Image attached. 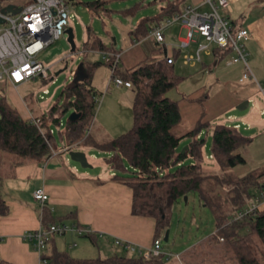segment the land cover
I'll return each mask as SVG.
<instances>
[{"label": "trees", "instance_id": "obj_1", "mask_svg": "<svg viewBox=\"0 0 264 264\" xmlns=\"http://www.w3.org/2000/svg\"><path fill=\"white\" fill-rule=\"evenodd\" d=\"M66 1L70 4L79 0ZM162 1H166V5L161 11L132 31L138 41L152 40L148 35L153 24L180 12L176 0ZM107 2L93 0L85 3L93 13L113 11L105 5ZM143 6L142 2H135L120 12L132 16ZM3 7L0 4V8ZM91 42L88 39L84 46L113 52L112 44L106 45L100 40ZM152 42L150 52L136 67L125 71L118 68L119 64L116 67L114 75L131 82L134 118L128 131L108 140L97 141L88 128L98 102L92 85L93 73L102 64L112 68V63L94 62L89 68L88 79L65 86L60 98L67 96L66 108L55 102L46 112L37 115L40 125L22 117L7 99L4 85L0 83V186L5 178L15 175L18 167L52 158L53 146L58 139L47 122L61 125L62 113L72 106L81 115L75 120H67L63 132L65 145L79 143L82 148L92 146L112 154L104 160L115 173L113 180L131 189L132 215L156 222L153 244L159 239L163 241L167 231L171 234L175 205L186 198L188 202L189 195L195 193L201 205L211 211L216 231L182 252L178 263L264 264V210L237 219L238 213L246 209L248 200L264 194V167L244 176L234 172L235 168L247 164L242 151L251 145L253 136L227 122L216 123L210 137L209 134L198 137V130L178 135L175 128L182 117L180 104L168 96V92L185 77L176 71L178 54L168 62L164 55L165 45L155 40ZM120 52L115 50V53ZM187 137L195 138L188 141L189 148L182 154V141ZM207 157L216 163L215 168L208 165ZM188 160L191 163H187ZM8 211L7 201L0 194V215H6ZM41 212L45 228L74 217L68 215L57 219L47 204ZM84 237L99 246L93 234H84ZM115 247L121 253L106 258L81 259L54 251L46 259L48 264H169L172 259L164 255L147 258L137 248L130 251ZM0 264L11 263L0 260Z\"/></svg>", "mask_w": 264, "mask_h": 264}, {"label": "crops", "instance_id": "obj_2", "mask_svg": "<svg viewBox=\"0 0 264 264\" xmlns=\"http://www.w3.org/2000/svg\"><path fill=\"white\" fill-rule=\"evenodd\" d=\"M179 2V0H176V3L180 4ZM202 3L203 1L197 6H200ZM179 8L181 12L183 9L180 5ZM127 17L131 19L133 16L128 15ZM228 17L234 27H246L249 29L251 35L245 41V46L249 53V65L254 77L262 82L264 80V0H232V11ZM147 19L149 18L145 20ZM160 22H156L153 25ZM138 24L134 25L131 22L120 27L118 35H121V37L119 38L112 30H107V34H105V37L114 40L112 44L113 52L119 50L121 42L124 51L120 52V62L126 54L133 56L131 64L127 67H118L123 71L136 67L151 50V47L143 49L139 47L140 44L135 43L137 39L132 34V31L136 29ZM88 29L90 31L89 27ZM175 29L178 30L177 41L174 39ZM182 32H185L186 35L182 36ZM165 37V56L173 58L175 54H178L179 58L182 55L184 64L188 66L191 65V67L197 68L201 63L200 66L204 70L203 72H209L217 78L220 75L232 77L233 79L237 77L238 82L244 84L240 88V90H244V93L236 99L235 104L239 106L243 101L248 100L250 107L253 101V109L248 114L238 117L235 114H231L229 120L235 121L241 118L247 123V127L251 128V131H254L251 133V136H253L251 145L258 144L259 152L262 150L263 159L260 158L259 162L260 165L264 166V110L260 109V103L257 97L250 96L248 90H246L250 86H255L258 90L259 88L253 79H247L241 82L240 79L245 72V66L241 62H231L236 56V53L232 50L224 51L215 44H210L208 47L202 48L207 42L200 36H196L195 40L189 41L187 45L182 46V41L188 40V30L178 21L165 28ZM88 39L90 40L92 38L86 35L82 43V50H79L81 46L79 47L77 44L79 54L81 52H87L88 49L101 50L92 47L86 48L84 43ZM97 40L102 41L106 45H111L102 38H97ZM193 44H195L194 51L187 52L186 50ZM72 54L74 55L75 53L72 52ZM187 56L193 57L190 63L185 62ZM94 62L88 61L82 64V71L79 75L80 80L89 78V68ZM98 68H96L94 73ZM210 74L207 77L209 83H201V86L207 89L208 87H213L215 84L211 83L212 77ZM93 81L92 76V83ZM0 82L4 85V88H9L11 91L17 92H19V87L24 84L15 85L7 81ZM112 83L110 82L107 86L108 94ZM124 87L126 90L131 88ZM118 88H122V86ZM121 91L120 89L117 90L121 95L120 100H118L120 102L119 104L121 108L127 109V113H129L134 97ZM108 94L103 97V105L101 106L97 119H100L101 126L107 131L105 134L114 136L117 133L108 126L106 115L102 114L103 107H106L108 103ZM209 97L210 90L203 94V98L208 99ZM17 107L23 118L32 120V117H35L38 119L33 111L29 110L26 114V111L23 110L21 105ZM126 120L128 121V119ZM119 123L120 125L116 129H120L121 133H124L126 129L132 126L133 122L128 121L127 126L122 128L120 117ZM47 125H50V121L47 122ZM232 125L241 129L239 123ZM60 136L62 145L59 146L56 142L53 146L54 154L51 159L43 163L35 162L18 167L13 177L5 178L1 182L0 194L6 199L9 211L6 215H0V260L11 264H41V255L35 251L32 243L24 239L27 232L37 231L43 227L41 207L34 199V192L38 188L45 189L49 196L47 205L57 219L65 218L68 215L74 216L73 219L65 220L64 222H60V224L88 230L97 238L99 243V246H95L90 239L76 233H67L62 236L58 235L48 244L44 252L45 257L51 255L54 251H58L66 252L75 258H79L77 257L78 255L85 256L84 254L88 253V250L92 251L95 247H98V249L100 247L104 248L106 256H111L117 251L115 247L116 240L128 242L135 246V248L141 250L142 253H147L153 246L156 222L150 218L135 217L132 215L133 194L131 189L113 180L115 173L107 167L104 160L106 157L112 156V154L105 153L102 159H98L99 153L103 154V152L96 150L92 146L82 148L79 143H76L79 147L75 151H84L87 153L89 163L93 166L92 169L95 167L103 169L95 175L89 172L81 173L70 164L68 153L64 152L67 147L65 145L64 133L61 132ZM261 137L263 139L259 140ZM206 162L213 168L216 167V163L210 157H207ZM49 167H51L50 170ZM262 195L264 196V194ZM259 210H264V199L260 203ZM80 258L84 259L82 257Z\"/></svg>", "mask_w": 264, "mask_h": 264}, {"label": "rangeland", "instance_id": "obj_3", "mask_svg": "<svg viewBox=\"0 0 264 264\" xmlns=\"http://www.w3.org/2000/svg\"><path fill=\"white\" fill-rule=\"evenodd\" d=\"M30 0H1V6H6L10 3H15L18 5H24ZM93 0H79L78 2H70V9L73 14L71 25L75 31L76 42L79 45V50L83 48V42L86 35L90 36L91 43L97 38H102L106 40L107 43L113 44L114 40L105 37L107 30H112L117 34L118 38L121 35H118L120 27H123L126 24L133 22L134 25H137L140 21L145 20L146 18H152L157 13L161 11V8L166 5V1H153V0H107L108 2L105 5L108 8H111L113 11H101L99 13H93L87 7L85 2ZM142 2L144 4L136 14L132 15L130 19L125 16L124 13L120 12L125 8L132 6L135 2ZM180 7L183 9L185 5L192 4L198 5L203 0H179ZM208 8L207 6L203 9ZM90 28V31L88 29ZM178 30L175 29V40L178 35ZM91 32V33H90ZM182 36H185L186 33L182 32ZM121 40V38H120ZM136 41V40H135ZM204 41V40H203ZM202 41V42H203ZM120 42V41H119ZM205 42V41H204ZM140 48L146 49L151 47L153 42L152 40H143L138 41L137 43ZM139 48V49H140ZM195 44L189 47L186 51H194ZM119 50L124 51L121 42L119 45ZM71 45L68 41V36L65 35L59 40L55 41L51 46L46 48L40 55L39 60L47 65H53L50 69V79H43L41 76L31 79L30 81L24 82L23 86L19 87V92L11 91L9 88H4V94L6 95L9 102L18 109V105H21L23 110L27 112L33 111L36 115H41L43 112H46L55 102H58L59 106L66 108L67 96L60 98L61 93L65 86L72 83L74 75L77 70L84 62H94V61H103V52L101 50H92L88 49L87 52L80 53L78 48L72 58L69 60V68L56 75L61 69L65 67L66 60H62L66 55L72 53ZM133 56L131 54H126L123 56V59L119 63L120 68H125L131 61ZM201 63L197 68L191 67V65H186L183 62V56L179 57L176 60V71L180 76L185 77V79L174 89L168 92V96L174 100L179 101L181 109V120L176 124L175 131L178 135L186 134L192 130H198L197 136L211 135L213 126L218 122H227L228 124L239 123L241 130L251 135L254 131H251V128L247 127V123L244 122L241 118L235 121L229 120L231 114L238 116L246 115L248 112L253 109V101L249 108L245 110H239L238 104L236 105V99L244 93V90H240L241 84L238 82L237 77L233 79L232 77L218 76L215 77L209 72H203L201 69ZM212 77V82L215 83L213 87H202L201 83H209L207 77L209 74ZM111 79V67L108 65L102 64L97 69L93 75V86L96 89L98 95V102L96 107V112L94 113L91 124L88 128L92 136L96 140H108L119 136L121 133L120 129H116L120 123L119 118L121 117L122 128L127 126V122H133V104L129 113L127 109L121 108L119 104L121 95L117 92L118 89L125 92V94L134 97V92L130 88L126 90L124 86L118 88L114 82L111 84L109 94L107 93V86L110 84ZM264 81V80H263ZM1 83V82H0ZM48 90V93L45 92ZM210 90V97L203 98V94ZM250 96H256L257 100L260 103V109L264 110V97L257 87L250 86L248 89ZM245 90V91H246ZM121 91V92H122ZM130 91V92H129ZM108 94V103L106 107H103L102 114L106 115L108 126L114 130L116 135L105 134L107 131L100 124V119L98 120V114L103 105V97ZM23 98V99H22ZM129 109V108H128ZM75 111L72 106H68L66 111L62 113L61 125L56 126L54 123L50 122L51 130H53L55 137H57L58 145L61 146V132H64L65 125L69 119L70 114ZM20 112V111H19ZM21 114V112H20ZM101 114V115H102ZM127 115L126 118H124ZM22 115V114H21ZM23 117V116H22ZM128 119V121L126 120ZM133 125V123H132ZM132 127V126H131ZM130 127V128H131ZM127 128V127H126ZM130 128L126 129L128 131ZM120 132V133H118ZM109 136V138H107ZM193 138H184L182 141L181 152L184 148L189 145V140H194ZM263 137L259 138V140ZM258 144H253L244 148L242 154L247 159V164L239 166L234 169V172L239 176H244L252 171H256L258 168L264 166L260 165V158L263 159V152ZM209 151V147L208 150ZM209 153V152H208ZM89 154V153H88ZM102 155V156H101ZM105 153H99L98 159H102ZM70 164L76 168L79 172H89L93 175L98 174L103 169L95 167L94 169H83L80 164L73 162L69 157ZM187 163H191L190 160ZM53 165V164H51ZM51 167H49L50 170ZM39 205V204H38ZM40 206V205H39ZM40 209V207H39ZM215 219L211 211L203 205H201L199 196L195 193L189 195V201L181 200L178 204L175 205L173 209V221L170 234V240L165 242V238L162 241V249L166 254H171L173 258L169 264H179L176 256L187 250L192 245L196 244L199 240L209 235H212L216 231ZM138 249V248H137ZM139 250V249H138ZM117 252V251H116ZM117 253H121L120 251ZM82 257L84 259H97L109 257L105 254V249L100 247H95L92 251L88 250V253L84 254ZM76 256V255H75ZM180 258V257H179ZM180 260V259H179Z\"/></svg>", "mask_w": 264, "mask_h": 264}, {"label": "built area", "instance_id": "obj_4", "mask_svg": "<svg viewBox=\"0 0 264 264\" xmlns=\"http://www.w3.org/2000/svg\"><path fill=\"white\" fill-rule=\"evenodd\" d=\"M207 6V9H203ZM232 11V0H203L200 6L185 5L180 13L167 17L165 20L153 25L148 38L154 39L157 43L165 45V28L178 21L188 30V40L182 41V46L200 36L207 42L202 48L215 44L222 49H230L236 53L232 63L241 62L245 66V72L240 79L241 82L253 79L264 97V81L260 82L251 71L249 65V53L245 41L250 38V31L246 27H234L228 15ZM73 14L69 3L66 0H30L22 5V10L17 14L2 13L0 8V81H7L13 84H21L41 76L43 79H50V69L53 65H47L39 60V54L51 46L55 41L65 35L66 29L71 25ZM138 43V40L135 41ZM73 57L70 53L62 60ZM121 54L115 52H103V60L112 63L111 79L117 86L131 87V82L114 75L117 65L120 63ZM199 58V55H198ZM168 57V62H172ZM193 60L187 56L186 63ZM48 93V90H45ZM37 125L41 124L40 119L32 117ZM77 144L67 146L65 153L77 150ZM264 196L249 200L245 210L238 213L237 219L255 213L259 210L260 203ZM34 199L41 207V210L49 201V196L44 188H38L34 192ZM42 215V212H41ZM42 218V217H41ZM67 233H76L80 236L90 233L88 230L65 224H53L49 228L41 227L37 231L27 232L24 239L33 244L35 251L41 255V264H48L44 252L55 236H62ZM1 238V234H0ZM115 246L124 247L128 250H135V246L128 242L116 240ZM147 258L159 257L173 258L162 249V239L155 241L152 248L143 253ZM180 255L176 256V259Z\"/></svg>", "mask_w": 264, "mask_h": 264}, {"label": "water", "instance_id": "obj_5", "mask_svg": "<svg viewBox=\"0 0 264 264\" xmlns=\"http://www.w3.org/2000/svg\"><path fill=\"white\" fill-rule=\"evenodd\" d=\"M153 1H158V0H153ZM22 10V5H18L15 3H10L8 5H6L5 7H3L1 9L2 13H12V14H17ZM1 22H4V19L0 18ZM66 34L68 36V41L71 45V50L73 52H76L78 45L76 43L75 40V31L73 27H69L68 30L66 31ZM69 68V60H66V64L65 67L63 69H61L59 72L56 73V75H59L60 73L66 71ZM82 71V66L79 67V69L77 70L76 74L74 75V79L72 82H77L80 80L79 75ZM249 107V101H243L239 106L238 109L239 110H245ZM81 115V113H78L77 111H73L70 116H69V120H75L77 117H79ZM189 145H187L184 150L182 151V154H185L186 151L188 150ZM68 156L70 157V159L73 162H76L78 164L81 165V167L83 169H92L93 166L89 163L88 160V156L87 153L84 151H71L68 153ZM187 200V198H186ZM169 236H170V231H167L166 235H165V242L169 241Z\"/></svg>", "mask_w": 264, "mask_h": 264}, {"label": "flooded vegetation", "instance_id": "obj_6", "mask_svg": "<svg viewBox=\"0 0 264 264\" xmlns=\"http://www.w3.org/2000/svg\"><path fill=\"white\" fill-rule=\"evenodd\" d=\"M69 27H72V25H70ZM69 27H68V28H69ZM68 28L66 29V31L68 30ZM65 35H67L66 32H65ZM65 35H64V36H65Z\"/></svg>", "mask_w": 264, "mask_h": 264}]
</instances>
